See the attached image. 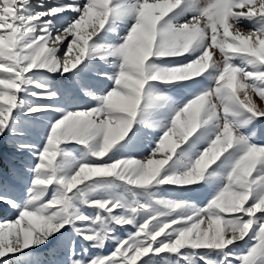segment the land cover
I'll use <instances>...</instances> for the list:
<instances>
[{
  "label": "snow or ice",
  "instance_id": "obj_1",
  "mask_svg": "<svg viewBox=\"0 0 264 264\" xmlns=\"http://www.w3.org/2000/svg\"><path fill=\"white\" fill-rule=\"evenodd\" d=\"M7 212L0 264H264V0H0Z\"/></svg>",
  "mask_w": 264,
  "mask_h": 264
},
{
  "label": "rangeland",
  "instance_id": "obj_2",
  "mask_svg": "<svg viewBox=\"0 0 264 264\" xmlns=\"http://www.w3.org/2000/svg\"><path fill=\"white\" fill-rule=\"evenodd\" d=\"M218 59H219V57H218ZM14 215H15L14 212H7V213L4 214L3 217H0V219L11 218V217H13Z\"/></svg>",
  "mask_w": 264,
  "mask_h": 264
}]
</instances>
